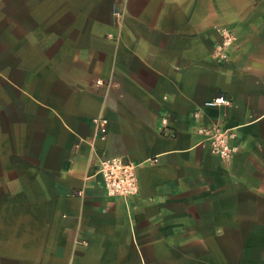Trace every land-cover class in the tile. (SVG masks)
I'll list each match as a JSON object with an SVG mask.
<instances>
[{
	"label": "crops",
	"instance_id": "obj_1",
	"mask_svg": "<svg viewBox=\"0 0 264 264\" xmlns=\"http://www.w3.org/2000/svg\"><path fill=\"white\" fill-rule=\"evenodd\" d=\"M0 142L30 205L0 264H264V0H0Z\"/></svg>",
	"mask_w": 264,
	"mask_h": 264
},
{
	"label": "built area",
	"instance_id": "obj_2",
	"mask_svg": "<svg viewBox=\"0 0 264 264\" xmlns=\"http://www.w3.org/2000/svg\"><path fill=\"white\" fill-rule=\"evenodd\" d=\"M233 38L224 37L217 47V52L222 59H227L226 50L231 46ZM209 104H228L223 98H218ZM91 124L96 130L93 137L88 139L90 145L97 141H105L107 136V120L103 117H94ZM204 134L210 151L221 159H228L235 152L236 148L229 143L230 136L218 133L217 128L205 130L198 129ZM97 172L101 176L103 188L108 196L128 197L138 191V181L135 174V167L126 160L119 157L101 158L98 162Z\"/></svg>",
	"mask_w": 264,
	"mask_h": 264
},
{
	"label": "rangeland",
	"instance_id": "obj_3",
	"mask_svg": "<svg viewBox=\"0 0 264 264\" xmlns=\"http://www.w3.org/2000/svg\"><path fill=\"white\" fill-rule=\"evenodd\" d=\"M5 145L6 143L0 142V149ZM4 153L6 152L0 151V154ZM24 170L22 159L0 157V230L7 229V226L22 228L24 212L30 206L24 195L29 193V190H24L29 174L24 173ZM90 257L94 259V255Z\"/></svg>",
	"mask_w": 264,
	"mask_h": 264
}]
</instances>
